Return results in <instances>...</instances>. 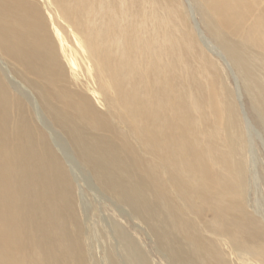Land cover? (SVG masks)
I'll list each match as a JSON object with an SVG mask.
<instances>
[{
	"label": "bare ground",
	"instance_id": "obj_1",
	"mask_svg": "<svg viewBox=\"0 0 264 264\" xmlns=\"http://www.w3.org/2000/svg\"><path fill=\"white\" fill-rule=\"evenodd\" d=\"M194 1L214 46L178 0H0V264H154L96 226L60 139L167 264H264L252 127L212 56L264 124V0Z\"/></svg>",
	"mask_w": 264,
	"mask_h": 264
},
{
	"label": "rangeland",
	"instance_id": "obj_2",
	"mask_svg": "<svg viewBox=\"0 0 264 264\" xmlns=\"http://www.w3.org/2000/svg\"><path fill=\"white\" fill-rule=\"evenodd\" d=\"M178 1H180L182 7L184 8L186 23L189 20L188 22L189 24H186L187 27L190 28L194 32V34L197 33V35H199V38L205 43V45L207 44L206 41H209L214 46L215 45L214 40L210 36L211 33L205 26L203 19L201 18L202 15H200V13L198 12L200 6L198 7L197 5L198 4L200 5V3L199 2L196 3L194 0H178ZM193 22L196 24V27ZM214 52L215 54L214 55L212 54L213 59L216 60L221 65L220 68L221 72L223 71L222 74L224 73L223 74L225 77L224 79L226 80V83L228 84V86L230 87V89L234 94V101L236 103L240 115L244 117L246 120H248V122L250 123V127H252V131L249 130V132L252 142L254 144L252 142L251 143L252 145H254L253 146L254 152L257 156L255 160L256 161L255 174L258 180L256 181V183H258L259 186L257 184L255 187H252L249 190L250 192L248 191L249 192L248 194H249V199L250 201H252V203L258 201L261 205L263 204L262 207L264 209V126H263L264 124L262 123L261 120H259L257 113L254 111L252 107V102L246 93L245 86L241 81L240 77L237 75L236 70L228 63V61L225 60V58L223 57L220 51L215 50ZM218 58H223L224 61H226V63H223V61H220ZM241 105L244 108L243 110L240 107ZM58 139H60V137ZM60 141H61L60 142L61 146L65 147V149L64 152L60 151L59 146L58 149L61 155L66 160L68 157L70 161L68 162V164H72V165L74 163L78 164L77 165L78 167H75L74 169L75 170L74 176L77 179V183L79 184L81 190L83 191L82 195L84 197L86 196L84 200L88 204H90L91 212L92 210L93 211L95 210V212H97V214H95L96 218L93 220L96 226H98L99 228L106 229L109 232L110 239L111 237L113 238L110 240L112 241L116 238L115 235L112 234L113 225L119 224L125 232H127L134 239H137V241L142 246L143 250L145 249L146 253L149 254L151 259H153L154 264H167V261L164 259L165 257H163L158 251H156L157 249L154 247L153 237L148 235L144 227L142 228L138 227L139 225L134 220H132L128 212H126L121 207L114 204L109 197L99 193L98 190L94 189L95 183L93 179H91L90 181L88 179L89 177H91L89 171L83 166L82 163L80 164V161L76 158L75 154L73 157L71 150L67 148V146L63 142V139L62 140L60 139ZM72 161H76V162L72 163ZM111 243H115V240L114 242L112 241Z\"/></svg>",
	"mask_w": 264,
	"mask_h": 264
},
{
	"label": "water",
	"instance_id": "obj_3",
	"mask_svg": "<svg viewBox=\"0 0 264 264\" xmlns=\"http://www.w3.org/2000/svg\"><path fill=\"white\" fill-rule=\"evenodd\" d=\"M240 107H241L242 110L244 109L242 105Z\"/></svg>",
	"mask_w": 264,
	"mask_h": 264
}]
</instances>
